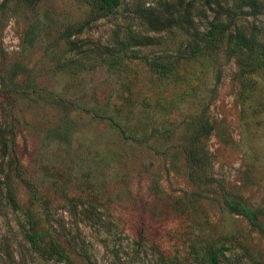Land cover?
<instances>
[{"label": "rangeland", "instance_id": "374dc122", "mask_svg": "<svg viewBox=\"0 0 264 264\" xmlns=\"http://www.w3.org/2000/svg\"><path fill=\"white\" fill-rule=\"evenodd\" d=\"M87 1L0 0V264H46L28 242L44 220L75 264H171L139 233L163 256L212 242L220 264H264L223 203L264 226V0ZM163 1L179 22L153 30L139 12Z\"/></svg>", "mask_w": 264, "mask_h": 264}, {"label": "trees", "instance_id": "16d2710c", "mask_svg": "<svg viewBox=\"0 0 264 264\" xmlns=\"http://www.w3.org/2000/svg\"><path fill=\"white\" fill-rule=\"evenodd\" d=\"M23 7L32 6L36 0H15ZM89 8L91 12L101 13L110 11L115 8L119 1L118 0H88ZM161 6L164 9V13L161 11H154L153 9H145L139 12L140 18L146 23V25L153 30H162L166 27L171 26L174 23H178V16H174L173 13L176 10L174 3L161 2ZM187 12L183 14V20L190 25V19H187ZM75 31H79L80 27H75ZM212 35V31H209V35ZM198 40H204L202 37H197ZM204 42V41H203ZM206 43V42H204ZM245 48L251 50L250 43H246ZM198 50V49H197ZM263 54V53H262ZM150 66L154 71L160 74H165L166 67L157 61H152ZM206 122H202L199 125V129L205 130ZM184 152L187 157V166L189 168V173L193 174L194 168H199L202 165V162L198 157L189 148H184ZM31 185V183H28ZM29 185V186H30ZM33 188V187H32ZM8 202L12 208L17 206L14 193L10 191V188L7 189ZM34 192V190H32ZM34 194V193H33ZM223 203L226 209L236 215L243 217L248 225L259 232L264 239V226L261 225L258 221V216L260 209L251 208L247 206L240 198L238 197H223ZM42 227H36L34 221L32 223V232L28 236V242L31 248L34 250L40 260L44 261L46 264H75L69 255L62 249L53 235L50 233L49 225H46V220H44ZM137 246H148L150 250L157 253V258L165 263L171 264H186L185 261L189 259L197 258L202 261L204 264H220L217 254L220 252L218 247L212 243H204L201 247H196L194 244L182 245L184 250L182 252L172 253L170 256H163L164 251H158L155 243L146 240L141 233L138 234L137 239L135 240ZM81 248V247H80ZM83 258L88 264L92 263L90 257L81 252ZM184 254V255H183Z\"/></svg>", "mask_w": 264, "mask_h": 264}]
</instances>
